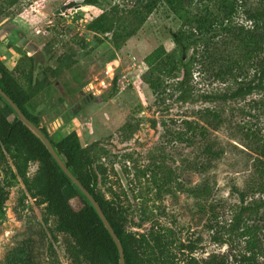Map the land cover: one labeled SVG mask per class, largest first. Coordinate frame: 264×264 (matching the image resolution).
<instances>
[{
	"label": "rangeland",
	"instance_id": "obj_1",
	"mask_svg": "<svg viewBox=\"0 0 264 264\" xmlns=\"http://www.w3.org/2000/svg\"><path fill=\"white\" fill-rule=\"evenodd\" d=\"M201 1L197 0L199 12ZM126 4L131 6L129 0H18L9 8L8 21L0 16V61L26 86L30 76L28 55L34 50L26 54L25 47L14 46L19 36H26L37 48L46 45L44 52L38 48L33 53L36 65L32 78L43 76L39 67L47 61V49L57 57L73 54L70 67L62 66L58 75L51 74L50 84L29 107L39 116V126L54 140L76 131L83 145L96 141L105 149L100 161L107 169V179L103 184L98 177L97 189L105 199L113 196L127 210L125 231L138 236L151 231L163 235L172 241L168 251L177 264H192L193 260L220 264V258L236 264L234 255L249 254L250 242L258 240L264 247V202L258 212L243 215L235 234H222L241 205L264 200L254 164L259 157L258 143L264 142V107L257 103L264 92L236 100L200 99L204 94L229 92L236 85L232 78L218 80L215 72L200 67L206 51L215 49L210 44L207 49L202 46L182 52L184 61L192 54L198 59L192 64L188 86L199 98L191 102L177 100L173 86L179 78L165 76L157 67H163L168 54H181L173 36L180 29L187 30L186 13L158 1L136 33L115 49L109 41L111 33L98 34L86 25L113 5ZM62 5L67 10L55 14ZM47 18L50 21L34 32ZM228 20L245 27L252 25L245 18L240 0ZM10 27L17 32L7 44L5 31ZM45 29H49L47 37L41 42L36 40ZM228 50L222 48L220 57ZM235 54L238 57L239 53ZM51 64H57V60ZM252 74L250 69L238 81ZM155 76L165 80L166 85L158 93L146 80ZM78 103L81 107L73 113ZM186 120L197 123L201 130H188ZM253 132L257 140L251 138ZM205 145L217 153L206 154ZM157 167L167 174L160 193L150 170L160 176ZM36 168V162L30 163L28 174ZM72 203L76 206L78 200ZM53 225V217L44 220V205L26 193L20 180L16 182L8 188L0 224V264L14 248L28 243L36 254L35 264H72L66 253L71 241L64 234L54 239ZM216 230L231 242H214L212 235L220 233L215 234ZM180 243L195 248L180 250ZM257 259L264 264V255Z\"/></svg>",
	"mask_w": 264,
	"mask_h": 264
},
{
	"label": "trees",
	"instance_id": "obj_2",
	"mask_svg": "<svg viewBox=\"0 0 264 264\" xmlns=\"http://www.w3.org/2000/svg\"><path fill=\"white\" fill-rule=\"evenodd\" d=\"M129 1L130 7L127 4L123 7L113 5L107 11L100 13L86 25L87 29L98 34L111 33L109 41L115 49H119L124 41L136 33L144 22L146 14L160 0ZM162 1L169 6L183 9L186 13L185 25L188 26L186 31L180 29L173 36L181 54H168L165 62L163 61V67H157V70L162 71L165 76L179 78L173 86L174 91L177 92V100L191 102L199 98L194 96L188 86L192 64L198 59L195 58V54H192L187 61H184L182 52L202 46L207 49L210 44L215 49L206 51L200 67L204 66L215 72L214 75L218 80L225 76L232 78L236 85L229 92L218 95L204 94L200 95V99L236 100L255 92H264V0H240L244 7L245 18L252 24L248 27L233 24L228 20L230 11L238 0H202V12L198 11L197 0ZM85 2L95 3V0H85ZM17 3L18 0H0V16L9 15V8ZM226 47L229 50L220 57L218 52ZM50 50V48L47 49L49 54L45 65L40 66L44 75L41 79L31 77L34 62L32 56L28 57L30 76L26 86L22 85L0 61L1 89L31 122L40 127L67 168L98 202L122 245L125 264H177L173 254L168 251L172 241L164 239L163 235L157 232L141 233L138 236L131 231H125L127 210L119 205L113 196L111 199H105L97 189L98 177L103 184L107 179V169L100 161L105 149L96 141L83 145L76 131H71L63 138L54 140L44 127L39 126V116L29 111L35 96L50 84L47 79V70L53 75H58L62 66L69 68L74 62L73 54L57 57ZM235 53H239L238 57ZM55 60L58 64L56 67H51L50 62ZM250 69L253 70L252 76L238 81V78ZM146 80L152 91L156 93L166 88L165 80L158 76L146 78ZM257 103L264 107V95ZM185 123L188 130L195 131L202 128L192 121L186 120ZM250 136L257 140L254 132L250 133ZM203 150L206 154L217 153L211 150L209 145H205ZM256 152L259 157L254 163L255 173L260 180V189L264 192V142L258 143ZM32 162L37 163V168L29 175L28 168ZM157 169L162 175L157 176V172L150 168L154 185L160 193L167 174L161 167ZM1 172L3 177L0 178V224L5 215L8 188L20 180L26 193L38 204L44 205V220L54 218L53 238L56 239L57 234H64L70 239L66 253L72 264L83 262L119 264L116 245L92 205L66 177L37 134L17 118L11 107L0 96V175ZM108 190L110 194H113L111 188ZM74 199L78 200L76 206L72 203ZM241 201H244L243 194H241ZM263 202L264 200L253 201L241 205L228 227H222L225 228L224 232L216 230L215 234L220 233L212 235L213 241L219 244L230 243L231 241L222 234L228 237L235 234L243 215H248L252 211L258 212ZM213 211L212 208L211 212ZM178 248L192 250L195 247L193 244L180 243ZM247 250L249 254H235L234 262L261 264L257 256L264 255V247L258 243V240L250 242ZM35 262L36 254L33 252V246L28 243V245L21 244L10 251L2 264H35ZM218 262L229 264L224 258H220ZM190 263L200 264L195 260Z\"/></svg>",
	"mask_w": 264,
	"mask_h": 264
},
{
	"label": "water",
	"instance_id": "obj_3",
	"mask_svg": "<svg viewBox=\"0 0 264 264\" xmlns=\"http://www.w3.org/2000/svg\"><path fill=\"white\" fill-rule=\"evenodd\" d=\"M65 6L63 5L61 9L56 12H60L64 10ZM0 96L6 101V103L11 107V109L16 114L17 118L20 119L24 124H26L31 130H33L37 136L42 140L46 148L48 149L49 153L66 175V177L78 188V190L83 194V196L88 200V202L92 205L95 212L97 213L98 217L100 218L101 222L103 223L104 227L109 232L112 240L114 241L117 251H118V261L119 264H125L124 261V254L122 245L115 234L113 228L109 224L107 218L105 217L103 211L101 210L100 205L95 200V198L91 195V193L79 182V180L71 173V171L67 168L61 157L56 152L55 148L53 147L51 141L45 136V134L41 131L40 127L36 126L33 122H31L19 109V107L13 102V100L1 89L0 87Z\"/></svg>",
	"mask_w": 264,
	"mask_h": 264
},
{
	"label": "flooded vegetation",
	"instance_id": "obj_4",
	"mask_svg": "<svg viewBox=\"0 0 264 264\" xmlns=\"http://www.w3.org/2000/svg\"><path fill=\"white\" fill-rule=\"evenodd\" d=\"M63 6V5H62ZM61 6V7H62ZM65 6V5H64ZM61 7L59 8V9H61ZM59 9H57V10H55V14H59V13H64L63 11H65V10H67L66 9V6H65V8H64V10H61L60 12H56V11H58ZM9 15H7V16H5L4 17V21H8L10 18L8 17ZM3 21V22H4ZM50 21V19L49 18H47V19H45L43 22H41V23H39V25H38V27H36L35 28V31L34 32H39V30H40V28H41V24H43V23H48ZM2 23V22H1ZM9 23V22H8ZM16 32H17V29H14V28H12V27H10V29L8 30V31H5V39L7 40V44H11V39L10 38H14V37H16ZM48 33H49V29H45L44 31H42L41 33H40V35H38V37H37V39L36 40H38V41H43L44 40V38L45 37H47V35H48ZM50 42V41H49ZM48 42V46H49V44H51V43H49ZM23 46V47H25L26 49H27V53L26 54H28L29 52L28 51H35L36 49H38V48H40V49H43V50H40L41 52H44V47L46 46H44V44L42 45V46H40V47H38L37 48V46L36 45H34V43H30V40L29 39H27V37L26 36H24V35H21V36H19L17 39H16V41H15V43H14V46ZM34 51H33V53H34ZM40 51H38V52H40ZM46 51V50H45ZM32 53V55H28V57L29 56H34V54ZM33 62H34V66L36 65V61H35V59H34V57H33ZM58 64V63H57ZM57 64H55V65H52L51 64V62H50V66L51 67H56V65ZM43 65V64H42ZM41 66V65H40ZM39 69H40V72H41V68L39 67ZM41 74H42V72H41ZM43 75V74H42ZM51 75V73L50 72H48V70H47V79L49 78V76ZM53 75V74H52ZM44 76V75H43ZM43 76L42 77H40V78H38V79H41V78H43ZM56 76V75H55ZM54 76V77H55ZM80 107H81V103H78L71 111L73 112V113H77V110H79L80 109Z\"/></svg>",
	"mask_w": 264,
	"mask_h": 264
}]
</instances>
